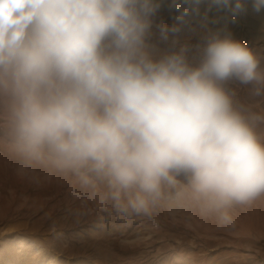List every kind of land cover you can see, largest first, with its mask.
Instances as JSON below:
<instances>
[{"label": "clouds", "instance_id": "clouds-1", "mask_svg": "<svg viewBox=\"0 0 264 264\" xmlns=\"http://www.w3.org/2000/svg\"><path fill=\"white\" fill-rule=\"evenodd\" d=\"M192 11L201 0H186ZM233 15L243 0H211ZM155 0H0V131L25 168L70 177L85 205L118 216H175L185 206L220 229L264 196V112L239 104L231 81L264 97L261 57L209 32L154 57ZM259 12L264 0H253ZM180 11L161 38L178 33Z\"/></svg>", "mask_w": 264, "mask_h": 264}, {"label": "rangeland", "instance_id": "rangeland-1", "mask_svg": "<svg viewBox=\"0 0 264 264\" xmlns=\"http://www.w3.org/2000/svg\"><path fill=\"white\" fill-rule=\"evenodd\" d=\"M155 1L158 7L146 36L154 57L186 45L189 62L196 64L205 36L218 31L239 37L264 64V37L255 41L261 37L255 25L264 21V8L255 11L253 0H243L246 10L238 15L211 0H201L196 11L186 0ZM185 7L189 16L180 32L162 39L160 25L171 27ZM217 11L227 23L211 26ZM226 87L235 91L239 104L264 112V97L251 96V86L231 81ZM258 132L264 135V125ZM19 167L0 142V264H264V196L236 208L234 227L220 229L192 206L175 216L164 209L151 217L118 216L114 210L82 203L70 177L29 167L20 176Z\"/></svg>", "mask_w": 264, "mask_h": 264}, {"label": "crops", "instance_id": "crops-1", "mask_svg": "<svg viewBox=\"0 0 264 264\" xmlns=\"http://www.w3.org/2000/svg\"><path fill=\"white\" fill-rule=\"evenodd\" d=\"M155 3H157L158 4V2H156L155 1ZM159 6H163L162 4H160L159 3ZM260 14L258 13L257 15H256V18H257V16H259ZM216 23L218 24V23H220L219 25H225L226 23H227V17L226 16H224V15H222L221 13H220V11H217L216 13H215V18H214V20L212 21V22H210L209 23V25H211V26H217L216 25ZM256 28H258L259 29V31L260 32H262V33H260V38H257V39H255V41H261V38L262 37H264V21H262V19H260V21H257L256 22ZM254 26V27H255ZM224 27V30L226 29L225 28V26H223ZM259 36V35H258ZM232 38H234V39H237L238 40V38L239 37H237V36H232Z\"/></svg>", "mask_w": 264, "mask_h": 264}, {"label": "trees", "instance_id": "trees-1", "mask_svg": "<svg viewBox=\"0 0 264 264\" xmlns=\"http://www.w3.org/2000/svg\"><path fill=\"white\" fill-rule=\"evenodd\" d=\"M158 1L161 2V3H162V2H164V3H165V2H166V3H170L172 0H158Z\"/></svg>", "mask_w": 264, "mask_h": 264}]
</instances>
